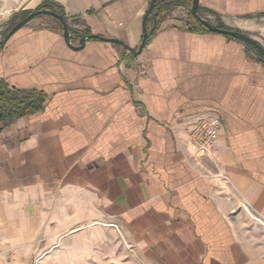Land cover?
I'll use <instances>...</instances> for the list:
<instances>
[{"label":"crops","instance_id":"obj_1","mask_svg":"<svg viewBox=\"0 0 264 264\" xmlns=\"http://www.w3.org/2000/svg\"><path fill=\"white\" fill-rule=\"evenodd\" d=\"M46 1L75 45L96 34L138 50L152 0L21 11ZM200 12L264 44V0ZM189 16L152 22L137 56L94 38L73 50L52 16L0 46V81L44 100L0 121V264H264L249 230L264 228V63ZM209 116L222 121L215 156H198L189 129Z\"/></svg>","mask_w":264,"mask_h":264},{"label":"trees","instance_id":"obj_2","mask_svg":"<svg viewBox=\"0 0 264 264\" xmlns=\"http://www.w3.org/2000/svg\"><path fill=\"white\" fill-rule=\"evenodd\" d=\"M187 0H158L154 6L153 14L149 15L146 20V26L150 31L151 23H155V27H159L160 24L168 17L173 10L178 7H187ZM189 8V7H188ZM37 9H48L56 11L64 15L67 19L66 13L62 6L55 2L46 1L41 4ZM201 13V12H200ZM57 21L61 22L56 18ZM189 29L194 31H209L191 12H190ZM220 28L227 29L223 24H218ZM71 30V29H70ZM247 44V43H246ZM258 55L259 53L251 45L247 44ZM260 60L264 63V60L259 55ZM44 103L43 99L35 98L34 95H25L15 88L10 87L3 80L0 81V121H6L11 123L17 117L23 116L41 109Z\"/></svg>","mask_w":264,"mask_h":264},{"label":"water","instance_id":"obj_3","mask_svg":"<svg viewBox=\"0 0 264 264\" xmlns=\"http://www.w3.org/2000/svg\"><path fill=\"white\" fill-rule=\"evenodd\" d=\"M158 0H152L149 6V9L147 11V14L145 16V20H144V35H143V39L142 42L139 46L138 50H135L133 48H131L129 45L125 44L124 42H122L121 40L117 39V38H111V37H105V36H101V35H96V34H89V35H84L79 42V45H75L72 42V35H71V30H70V26L68 24V21L66 19V17L56 11H52V10H48V9H35L33 10L31 13H29L25 18L21 19L17 24H15L11 30L3 35L0 36V44H6L7 41L16 33L18 32L21 28H23L24 26H26L27 24H29L31 21H33L35 18H37L40 15H50L54 18H57L61 21L62 25H63V29H64V39L66 44L68 45V47H70L73 50H81L85 47L86 42L88 39L94 38V39H100L102 41L105 42H111L114 44H117L119 46H121L123 49H125L126 51H128L129 53L133 54L134 56H137L139 54L142 53L144 47L146 46L149 38L151 37L152 32L148 30L147 26H146V20L148 18L149 15L153 14V9L154 6L156 4ZM191 13L211 32H215V33H220L226 36H230V37H234L237 38L239 40L244 41L245 43L251 45L253 48H255V50H257V52L260 54V56L263 58L264 60V45L262 43H260L258 40H256L255 38H253L252 36L246 34L245 32L239 31V30H235V29H223L220 28L218 25H216L215 23H213L209 18H207L206 16L202 15L200 13V0H192V5H191Z\"/></svg>","mask_w":264,"mask_h":264},{"label":"rangeland","instance_id":"obj_4","mask_svg":"<svg viewBox=\"0 0 264 264\" xmlns=\"http://www.w3.org/2000/svg\"><path fill=\"white\" fill-rule=\"evenodd\" d=\"M24 1L25 0H0V36L7 34L15 24H17L21 19L25 18L29 13H31L33 11V10H29V11H25V12L21 11V7L24 4ZM187 1H188L187 7H178V8H186L191 12L192 0H187ZM178 8H176V9H178ZM42 16L51 17L50 15H40L37 18H43ZM37 18H35L34 20H36ZM42 23H45V22H42ZM189 23H191L190 16H189V19L187 21V24H189ZM40 25L41 24L39 23V26ZM260 43H262V42H260ZM0 46H1V44H0ZM249 230L253 234L254 242H256V244H258V246H260L262 248V250L264 251V228H262V227L258 228L257 225L254 224L252 229H249Z\"/></svg>","mask_w":264,"mask_h":264},{"label":"built area","instance_id":"obj_5","mask_svg":"<svg viewBox=\"0 0 264 264\" xmlns=\"http://www.w3.org/2000/svg\"><path fill=\"white\" fill-rule=\"evenodd\" d=\"M222 128L219 117L200 118L189 129V142L198 156H215V141Z\"/></svg>","mask_w":264,"mask_h":264}]
</instances>
